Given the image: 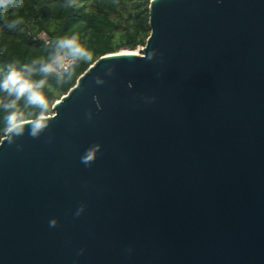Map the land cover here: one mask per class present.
Returning <instances> with one entry per match:
<instances>
[{"label":"water","instance_id":"water-1","mask_svg":"<svg viewBox=\"0 0 264 264\" xmlns=\"http://www.w3.org/2000/svg\"><path fill=\"white\" fill-rule=\"evenodd\" d=\"M149 16L0 142V264H264V0Z\"/></svg>","mask_w":264,"mask_h":264},{"label":"trees","instance_id":"trees-1","mask_svg":"<svg viewBox=\"0 0 264 264\" xmlns=\"http://www.w3.org/2000/svg\"><path fill=\"white\" fill-rule=\"evenodd\" d=\"M23 7H10L0 14V78L7 66L18 62L17 68L37 58H47L55 51L56 39L77 34L79 42L93 53L91 61L75 60L68 71L59 76L44 77L38 71L32 80L46 79L43 92L52 116L53 106L76 85L78 79L100 58L120 52H137L145 48L151 35L149 6L151 0H76L73 7H64L68 0H22ZM20 18L15 29L7 23ZM38 67V66H37ZM0 99L7 101L6 94ZM25 122L39 118L40 109L19 101ZM0 109V142L8 132Z\"/></svg>","mask_w":264,"mask_h":264},{"label":"clouds","instance_id":"clouds-1","mask_svg":"<svg viewBox=\"0 0 264 264\" xmlns=\"http://www.w3.org/2000/svg\"><path fill=\"white\" fill-rule=\"evenodd\" d=\"M76 0H68L64 7H73ZM10 7L19 9L23 7L22 0H0V14L6 12ZM23 21L17 18L6 24L9 29H15ZM55 51L47 58H37L31 64H24L17 68L18 62L11 63L2 78H0V93L6 94L7 101L0 99V109H3L5 126L10 135H21L25 130V116L20 110L19 101L24 100L26 105L40 109L39 118L32 120L28 128L29 134L36 138L48 127L46 114L49 110L48 99L43 92L47 80H32L31 75L38 71L44 77L57 73L61 69L68 71V61L84 60L91 61L93 53L79 42V36H65L54 41ZM150 58V57H149ZM38 66V67H37ZM102 81H97L101 83ZM100 145H94L85 151L81 162L89 165L95 159ZM56 221H50V226H55Z\"/></svg>","mask_w":264,"mask_h":264},{"label":"built area","instance_id":"built-area-1","mask_svg":"<svg viewBox=\"0 0 264 264\" xmlns=\"http://www.w3.org/2000/svg\"><path fill=\"white\" fill-rule=\"evenodd\" d=\"M72 61H68L67 64H68V67L71 65ZM63 73V70L61 69L60 71H58L56 74L57 75H61Z\"/></svg>","mask_w":264,"mask_h":264},{"label":"rangeland","instance_id":"rangeland-1","mask_svg":"<svg viewBox=\"0 0 264 264\" xmlns=\"http://www.w3.org/2000/svg\"><path fill=\"white\" fill-rule=\"evenodd\" d=\"M136 53L141 54V51H137Z\"/></svg>","mask_w":264,"mask_h":264}]
</instances>
